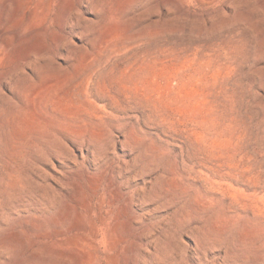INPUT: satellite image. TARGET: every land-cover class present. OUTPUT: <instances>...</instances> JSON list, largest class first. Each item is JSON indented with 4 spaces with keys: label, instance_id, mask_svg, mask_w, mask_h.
<instances>
[{
    "label": "rangeland",
    "instance_id": "rangeland-1",
    "mask_svg": "<svg viewBox=\"0 0 264 264\" xmlns=\"http://www.w3.org/2000/svg\"><path fill=\"white\" fill-rule=\"evenodd\" d=\"M0 264H264V0H0Z\"/></svg>",
    "mask_w": 264,
    "mask_h": 264
}]
</instances>
